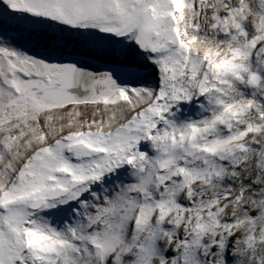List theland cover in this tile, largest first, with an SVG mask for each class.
Masks as SVG:
<instances>
[{"label":"snow or ice","instance_id":"6c2138e0","mask_svg":"<svg viewBox=\"0 0 264 264\" xmlns=\"http://www.w3.org/2000/svg\"><path fill=\"white\" fill-rule=\"evenodd\" d=\"M0 264H264V0H0Z\"/></svg>","mask_w":264,"mask_h":264}]
</instances>
